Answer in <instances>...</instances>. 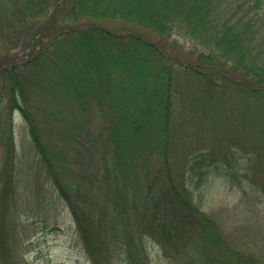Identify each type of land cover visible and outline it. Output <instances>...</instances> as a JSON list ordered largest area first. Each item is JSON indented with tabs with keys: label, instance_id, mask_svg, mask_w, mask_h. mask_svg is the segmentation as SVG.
<instances>
[{
	"label": "trees",
	"instance_id": "16d2710c",
	"mask_svg": "<svg viewBox=\"0 0 264 264\" xmlns=\"http://www.w3.org/2000/svg\"><path fill=\"white\" fill-rule=\"evenodd\" d=\"M1 17L6 31L15 22L30 27L24 56L0 63L6 106L19 110L92 264H113L116 253L118 264H147L143 233L167 264H264V222L243 224L244 233L232 236L193 202L189 188L204 182L210 167H230L238 142L242 177L260 188L250 191L258 215L264 0H0ZM99 19L178 33L201 50L161 48ZM222 124L239 139L229 142ZM202 134L207 142L198 147ZM213 137L227 145L215 147ZM9 159L7 188L14 182L15 157ZM71 170L70 183L63 176ZM248 237L252 246L238 242ZM6 250L1 239L0 264H7Z\"/></svg>",
	"mask_w": 264,
	"mask_h": 264
},
{
	"label": "rangeland",
	"instance_id": "374dc122",
	"mask_svg": "<svg viewBox=\"0 0 264 264\" xmlns=\"http://www.w3.org/2000/svg\"><path fill=\"white\" fill-rule=\"evenodd\" d=\"M63 7L65 5L62 4ZM63 7L56 9V18L61 15ZM97 23L104 27L121 33L137 32L156 42L161 48L199 51L197 45L184 35L178 33L169 36L153 34L146 28L125 22L120 19H99ZM4 20H0V63L9 66L12 62L24 56L26 50L25 35L30 31L29 25L15 22L13 31H6ZM160 36V37H158ZM169 45L170 48L167 46ZM176 46V47H175ZM172 51V50H171ZM180 53V51H179ZM174 54V53H173ZM175 55V54H174ZM9 122L11 127L9 128ZM230 124V122H229ZM11 129V137L7 130ZM225 135H229L230 142L238 140L240 134L229 131L225 124L218 127ZM235 133V134H233ZM247 134V133H243ZM204 134L199 135L195 144L200 147L207 141ZM212 145L219 146V140L215 137L210 139ZM218 141V143H217ZM241 141L248 143L247 136ZM235 146L230 148L235 152L231 158V164H221L219 168L210 167L211 172L204 182L194 186L190 182L193 202L205 212L215 213L221 220L225 229L232 236L240 237L244 231L240 230L243 224L255 226L258 222H264V190L260 195L258 215L254 217L252 210L251 188L259 191V187L253 182L242 177L244 171L243 153ZM240 145H244L239 142ZM220 145H227L226 141ZM9 153L15 159L12 169L14 182L9 188L6 187L7 169L9 165ZM68 168V167H67ZM45 169L36 154L28 129L17 109L9 112L6 106V98L0 87V240L8 251L7 264H92L78 236L77 229L70 210L65 201L58 195L52 181L45 175ZM72 170L69 174L64 173L63 178L71 183ZM225 172L233 175H225ZM70 175V176H69ZM72 175V176H71ZM263 188V187H262ZM254 217V218H253ZM264 226V223L263 225ZM139 231L145 230L142 225H137ZM264 228V227H262ZM253 239V237L250 235ZM238 241L242 245L252 246L253 241ZM144 249L148 251L149 261L147 264H167L166 258L161 254L159 244L150 238L146 239V233L142 234ZM238 245V244H237ZM147 247V248H146ZM239 248H242L238 245ZM113 264H118L120 256L116 253L110 258ZM120 262V260H119ZM143 264H146V258Z\"/></svg>",
	"mask_w": 264,
	"mask_h": 264
}]
</instances>
